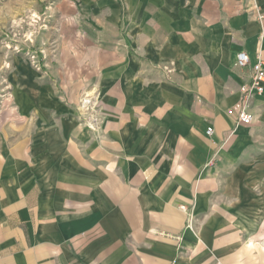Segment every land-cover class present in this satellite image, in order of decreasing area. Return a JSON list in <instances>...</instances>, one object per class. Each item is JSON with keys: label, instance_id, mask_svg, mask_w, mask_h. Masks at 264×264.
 Here are the masks:
<instances>
[{"label": "crops", "instance_id": "obj_1", "mask_svg": "<svg viewBox=\"0 0 264 264\" xmlns=\"http://www.w3.org/2000/svg\"><path fill=\"white\" fill-rule=\"evenodd\" d=\"M41 12L39 64L6 72L0 264H264V93L251 124L229 112L251 74L237 53L264 59V0ZM95 92L98 133L78 110Z\"/></svg>", "mask_w": 264, "mask_h": 264}, {"label": "rangeland", "instance_id": "obj_2", "mask_svg": "<svg viewBox=\"0 0 264 264\" xmlns=\"http://www.w3.org/2000/svg\"><path fill=\"white\" fill-rule=\"evenodd\" d=\"M49 1L0 0V115L5 107L3 104L7 100L6 72L12 68V60L17 57H28L31 60L32 55H35L33 60L38 62L36 65L39 64L40 48L34 42L29 46L28 42H31L30 37L32 41L34 40L35 28H39L37 24L42 21L41 11L44 10L45 3ZM168 68L170 69V67ZM164 69L168 73L165 67ZM172 72L173 69L171 68L170 73ZM101 109L102 112L106 113L103 106Z\"/></svg>", "mask_w": 264, "mask_h": 264}, {"label": "built area", "instance_id": "obj_3", "mask_svg": "<svg viewBox=\"0 0 264 264\" xmlns=\"http://www.w3.org/2000/svg\"><path fill=\"white\" fill-rule=\"evenodd\" d=\"M262 19V15H258ZM35 55H32L31 60L33 63H38L35 60ZM236 65L238 67H251V74L248 81L243 83L240 87L241 97L229 110L235 118L236 125H249L255 118V113L252 111V103L256 96L264 93V59L257 58L252 61L251 56L246 51L237 53ZM168 73L171 68L165 67ZM98 93H84L79 102V116L81 123L89 129L98 133L104 122L105 113L102 112V102L99 100ZM207 133L213 134L214 129L212 126L207 127ZM188 227L193 229V223L190 221ZM170 264H175L172 262Z\"/></svg>", "mask_w": 264, "mask_h": 264}]
</instances>
